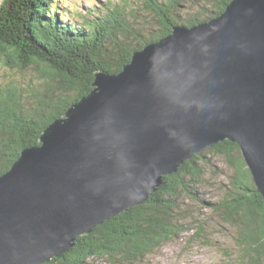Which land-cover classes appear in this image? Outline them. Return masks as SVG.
Wrapping results in <instances>:
<instances>
[{"label": "water", "instance_id": "obj_1", "mask_svg": "<svg viewBox=\"0 0 264 264\" xmlns=\"http://www.w3.org/2000/svg\"><path fill=\"white\" fill-rule=\"evenodd\" d=\"M92 87L0 176V264L58 258L223 141L264 201V0L174 26Z\"/></svg>", "mask_w": 264, "mask_h": 264}, {"label": "trees", "instance_id": "obj_2", "mask_svg": "<svg viewBox=\"0 0 264 264\" xmlns=\"http://www.w3.org/2000/svg\"><path fill=\"white\" fill-rule=\"evenodd\" d=\"M181 0H144L157 20L149 39L132 25L121 5L93 10L78 26L62 23L57 0H2L0 4V67L19 74L34 69L37 78L0 83V176L22 150L39 146L43 131L92 90L94 74L116 75L132 54L167 37L174 26L191 27L220 16L231 0H214L212 8L178 22ZM207 15V19L198 17ZM61 15V16H60ZM153 35V36H152ZM232 168L229 190L222 199L202 197L205 155L200 153L165 176L143 203L96 226L76 239L65 254L45 264H86L96 257L126 262L148 255L172 240L192 216L189 202L208 207L220 221L238 229L243 264H264V201L236 144L217 143L206 150ZM184 201L186 203H184ZM186 205V206H187ZM182 221V222H181ZM202 228V222H200Z\"/></svg>", "mask_w": 264, "mask_h": 264}, {"label": "rangeland", "instance_id": "obj_3", "mask_svg": "<svg viewBox=\"0 0 264 264\" xmlns=\"http://www.w3.org/2000/svg\"><path fill=\"white\" fill-rule=\"evenodd\" d=\"M159 1L166 2L167 0ZM1 2L2 0L0 4ZM109 2L124 6L126 16L132 21V25L142 32L144 40L150 38L149 34L154 31L152 28L156 29L159 26L153 13L145 8L144 0H57L59 12L62 13V19H58L62 23L78 26L83 22L82 17L88 15L91 19L93 10L96 11L105 4L109 5ZM212 3L214 0H181L180 5L175 9V19L178 22L189 21L194 15L210 10ZM208 14L205 13L204 16L198 17L199 20L205 17L207 19ZM201 23L200 20L198 24ZM154 43L150 42L147 45ZM36 78L37 72L34 69L19 74L17 71L0 67V83L9 80L25 83L29 79L34 81ZM201 153L208 161L206 165H203L202 197L212 201L222 199L229 190L228 179L232 174V168L226 165L220 157H211V153L206 150ZM186 202L189 204H186L184 208L192 214L188 221L193 220L194 222L187 224L188 228L183 227L172 240L161 247L135 261L126 262L121 258L96 257L88 260L86 264H243L240 261L243 249L237 245L238 229L220 221L216 214L212 213L208 207H202L201 203L200 205L197 202ZM200 222H202V228H200Z\"/></svg>", "mask_w": 264, "mask_h": 264}, {"label": "bare ground", "instance_id": "obj_4", "mask_svg": "<svg viewBox=\"0 0 264 264\" xmlns=\"http://www.w3.org/2000/svg\"><path fill=\"white\" fill-rule=\"evenodd\" d=\"M164 178V177H163Z\"/></svg>", "mask_w": 264, "mask_h": 264}]
</instances>
